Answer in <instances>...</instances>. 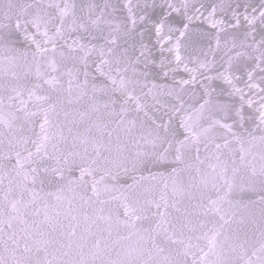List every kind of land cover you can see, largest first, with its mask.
I'll return each instance as SVG.
<instances>
[{"label":"snow or ice","instance_id":"1","mask_svg":"<svg viewBox=\"0 0 264 264\" xmlns=\"http://www.w3.org/2000/svg\"><path fill=\"white\" fill-rule=\"evenodd\" d=\"M0 264H264V0H0Z\"/></svg>","mask_w":264,"mask_h":264}]
</instances>
